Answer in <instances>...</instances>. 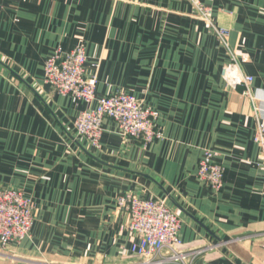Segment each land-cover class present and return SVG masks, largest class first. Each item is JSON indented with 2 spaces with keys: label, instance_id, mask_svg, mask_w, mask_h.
<instances>
[{
  "label": "crops",
  "instance_id": "obj_1",
  "mask_svg": "<svg viewBox=\"0 0 264 264\" xmlns=\"http://www.w3.org/2000/svg\"><path fill=\"white\" fill-rule=\"evenodd\" d=\"M200 1L229 31L228 48L189 0H0V188L36 208L30 239L0 250V264H147L124 229L128 194L180 217L178 250L197 254L178 264H245L221 242L264 264L257 121L222 76L236 56L264 118V0ZM81 43L96 97H137L159 113L163 139H126L111 120L99 148L78 136L76 119L96 102L53 91L44 67ZM206 150L225 170L218 192L197 176Z\"/></svg>",
  "mask_w": 264,
  "mask_h": 264
},
{
  "label": "built area",
  "instance_id": "obj_2",
  "mask_svg": "<svg viewBox=\"0 0 264 264\" xmlns=\"http://www.w3.org/2000/svg\"><path fill=\"white\" fill-rule=\"evenodd\" d=\"M197 16L213 29L223 45L228 48L229 31L214 26V13L204 6L200 0H189ZM247 61L246 57L242 58ZM88 57L85 44L81 43L73 50L58 49L45 63L44 81L50 88L77 101L96 108L80 113L75 121L79 137L87 140L95 148L101 145L103 125L106 120L115 122L119 133L126 139L138 140L144 145L157 139H163L158 128L159 113L144 104L135 96L118 92L97 98V75L87 74ZM98 68L99 64L94 65ZM224 81L253 104L256 117V142L258 143L259 166L264 171V118L260 116L258 102L253 92L254 77L243 72L236 56H232L230 64L222 73ZM217 154L206 150L201 161L197 176L201 182L214 191L224 186V167L216 162ZM119 206L128 212L125 230L133 236L132 251L149 260L147 264L184 263L194 258L197 253L180 252L183 245L181 239L182 222L180 217L162 199H144L135 195H124L119 198ZM35 204L23 192L13 188H0V250L8 251L12 246L30 239L35 220ZM220 247V245H219ZM167 252L168 256L163 257ZM159 258V259H158Z\"/></svg>",
  "mask_w": 264,
  "mask_h": 264
},
{
  "label": "water",
  "instance_id": "obj_3",
  "mask_svg": "<svg viewBox=\"0 0 264 264\" xmlns=\"http://www.w3.org/2000/svg\"><path fill=\"white\" fill-rule=\"evenodd\" d=\"M219 245L222 248H226V249L230 250L233 253V255H235V257H237L238 259H240L241 261H243L245 264H254V263H251L244 256H242L238 251H236L234 249V247H232V245L230 243H228V242H221Z\"/></svg>",
  "mask_w": 264,
  "mask_h": 264
},
{
  "label": "rangeland",
  "instance_id": "obj_4",
  "mask_svg": "<svg viewBox=\"0 0 264 264\" xmlns=\"http://www.w3.org/2000/svg\"><path fill=\"white\" fill-rule=\"evenodd\" d=\"M17 260H13L12 262H13V264H16L15 262H16ZM56 264H58V263H56Z\"/></svg>",
  "mask_w": 264,
  "mask_h": 264
}]
</instances>
